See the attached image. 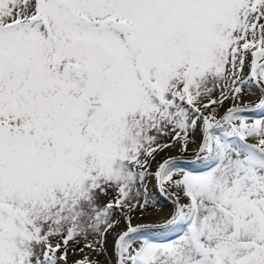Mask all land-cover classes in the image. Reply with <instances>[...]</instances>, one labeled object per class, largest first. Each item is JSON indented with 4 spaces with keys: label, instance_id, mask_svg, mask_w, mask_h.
<instances>
[{
    "label": "snow or ice",
    "instance_id": "1",
    "mask_svg": "<svg viewBox=\"0 0 264 264\" xmlns=\"http://www.w3.org/2000/svg\"><path fill=\"white\" fill-rule=\"evenodd\" d=\"M121 222L115 264H264V0H0V264Z\"/></svg>",
    "mask_w": 264,
    "mask_h": 264
},
{
    "label": "rangeland",
    "instance_id": "2",
    "mask_svg": "<svg viewBox=\"0 0 264 264\" xmlns=\"http://www.w3.org/2000/svg\"><path fill=\"white\" fill-rule=\"evenodd\" d=\"M248 69L245 68V76L247 77ZM261 95V92L259 88L253 87L250 91H246L245 95L243 96V100L245 103H253L256 102ZM229 102H225L224 106L220 108L219 114L222 115L224 110L228 107H230ZM256 115V114H252ZM199 133H197L198 137ZM196 144H190L189 145V155H192L196 149ZM179 153L176 148L168 149L162 153H160L157 156L156 162L153 163V170H155L157 163L161 162L163 159L169 157V156H177ZM148 188L151 193V195L157 199L160 200V203L162 205L160 210H150L148 214H146L143 218H140L139 213H137V218L133 221V223H141V222H151V221H160L163 220L164 217L167 216L168 212L170 211L171 205L169 202L165 201L162 197H159L157 195V189L155 185V181L151 178L148 182ZM124 227L123 222H121L120 227H118L115 231H112L107 236V249L108 253L105 256L98 257L100 264H115V257L112 255V248H113V241L116 236V233L122 230ZM85 254H87L90 258L96 259V254L94 252H91L89 250H85ZM82 258V254L79 252H72L70 250V254L68 256V264H73L74 261L79 260Z\"/></svg>",
    "mask_w": 264,
    "mask_h": 264
}]
</instances>
